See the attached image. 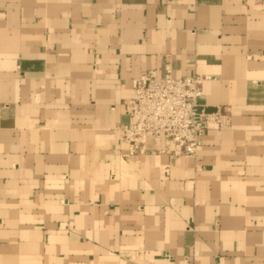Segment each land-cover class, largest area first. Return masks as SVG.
Listing matches in <instances>:
<instances>
[{"label":"crops","instance_id":"obj_1","mask_svg":"<svg viewBox=\"0 0 264 264\" xmlns=\"http://www.w3.org/2000/svg\"><path fill=\"white\" fill-rule=\"evenodd\" d=\"M166 66L230 125L123 156ZM0 264H264V0H0Z\"/></svg>","mask_w":264,"mask_h":264},{"label":"built area","instance_id":"obj_2","mask_svg":"<svg viewBox=\"0 0 264 264\" xmlns=\"http://www.w3.org/2000/svg\"><path fill=\"white\" fill-rule=\"evenodd\" d=\"M208 78L197 73L173 76L167 66L162 75L149 69L134 77V96L125 104L127 120L118 126L123 156L154 151L196 155L207 130L228 128L225 110L207 113L200 103L201 84Z\"/></svg>","mask_w":264,"mask_h":264},{"label":"water","instance_id":"obj_3","mask_svg":"<svg viewBox=\"0 0 264 264\" xmlns=\"http://www.w3.org/2000/svg\"><path fill=\"white\" fill-rule=\"evenodd\" d=\"M204 112H213L214 111V109L213 108H210V107H205L204 109Z\"/></svg>","mask_w":264,"mask_h":264}]
</instances>
